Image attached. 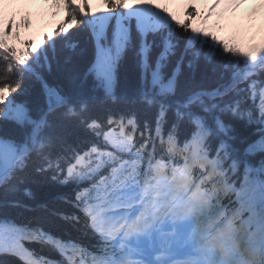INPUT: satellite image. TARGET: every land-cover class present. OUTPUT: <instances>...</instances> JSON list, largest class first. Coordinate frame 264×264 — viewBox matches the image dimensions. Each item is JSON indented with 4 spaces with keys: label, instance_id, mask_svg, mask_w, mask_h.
Returning a JSON list of instances; mask_svg holds the SVG:
<instances>
[{
    "label": "snow or ice",
    "instance_id": "1",
    "mask_svg": "<svg viewBox=\"0 0 264 264\" xmlns=\"http://www.w3.org/2000/svg\"><path fill=\"white\" fill-rule=\"evenodd\" d=\"M180 2L0 0V189L16 190L30 172L76 185L65 202L79 214L59 215L90 242L4 218L0 256L264 264V0H212L198 27L194 9L181 19L162 6ZM61 12L52 31L22 38ZM85 49L93 58L82 65ZM126 62L138 78L121 88ZM54 65L71 66L67 89L45 79ZM201 69L215 87L192 86ZM33 83L44 107L29 106Z\"/></svg>",
    "mask_w": 264,
    "mask_h": 264
},
{
    "label": "trees",
    "instance_id": "2",
    "mask_svg": "<svg viewBox=\"0 0 264 264\" xmlns=\"http://www.w3.org/2000/svg\"><path fill=\"white\" fill-rule=\"evenodd\" d=\"M93 58L90 50L85 49L81 54V64H85ZM71 70V66L54 65L51 73L45 74V79L50 86H59L67 89L68 84L64 78V74ZM138 78V71L135 66L129 62L124 63L119 70V86L128 87L135 83ZM215 78L211 72L205 69L199 70L191 77L193 87H215ZM29 106H45V97L42 87L38 83L29 85ZM68 138L72 142L75 139L74 130L71 126L68 129ZM76 185H63L51 179L50 175H37L29 173L25 182L17 185L16 190L5 193L0 189V204L6 200L14 202L15 207H9L7 210L0 208V219L7 218L17 224H29L30 226H40L44 231L61 239H75L79 242L90 246L87 239L81 237V233L77 231L72 223L62 220L61 213L65 215L79 214L77 209L73 208L71 201L74 199ZM34 250L37 255L45 256L50 260L59 261L58 252L48 246L39 243H31L27 245ZM0 264H19L14 257L0 256Z\"/></svg>",
    "mask_w": 264,
    "mask_h": 264
},
{
    "label": "rangeland",
    "instance_id": "3",
    "mask_svg": "<svg viewBox=\"0 0 264 264\" xmlns=\"http://www.w3.org/2000/svg\"><path fill=\"white\" fill-rule=\"evenodd\" d=\"M134 0H131L130 3H133ZM92 6L96 9H99L102 7V5L95 4V1L92 0ZM60 19V16H55L54 18L51 16L45 17L44 21L41 22V24L37 27H34V29L28 33H23L22 38H36L42 33L49 32L55 28V26L58 23V20Z\"/></svg>",
    "mask_w": 264,
    "mask_h": 264
}]
</instances>
